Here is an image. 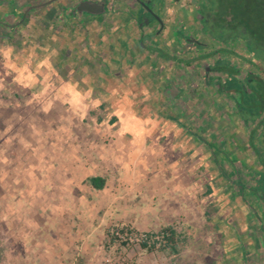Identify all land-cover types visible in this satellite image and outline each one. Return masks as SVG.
<instances>
[{
	"label": "crops",
	"instance_id": "crops-1",
	"mask_svg": "<svg viewBox=\"0 0 264 264\" xmlns=\"http://www.w3.org/2000/svg\"><path fill=\"white\" fill-rule=\"evenodd\" d=\"M162 5L163 20L173 23L176 2L164 0ZM135 19L132 11L90 18L104 27L95 29L94 38L103 46L117 48H113L117 53L122 50L120 60L126 64L116 62L117 55L110 57L111 62L106 57L103 77L90 78L89 83L119 88L112 100L124 106L117 103L112 110L127 115L129 123L106 127L105 132L112 135L110 148L102 149L104 156L99 153V158L91 156L74 164V169L88 171L78 180L80 189L85 186L89 194L72 190L71 205H66L62 188L56 193L48 188L46 174L40 182L25 176V188L15 194L25 198V210L18 211L17 199L8 207L7 236L16 261L94 264L107 251L102 244L110 224L140 230L164 226L175 231L171 225L187 206L185 216L191 229L196 228L189 220L194 213H202L206 221L222 216L217 227L221 231L236 229V188L226 179L233 173L239 146L248 157L252 155L247 148L250 127L236 124V115L230 123L233 115L226 109L214 123L219 115H212L206 102L214 99L215 92L198 74L200 63L220 49L211 45L176 52L170 31L158 34L153 27L136 29ZM113 62L120 63L122 74L114 72ZM123 67L131 68L128 76L123 75ZM77 83L82 85L80 80ZM91 176L102 177L104 186L94 188L88 181ZM131 195L138 199L127 200ZM50 197L56 198L55 203L50 204ZM225 213L230 215L227 220ZM20 246H25L23 252Z\"/></svg>",
	"mask_w": 264,
	"mask_h": 264
},
{
	"label": "rangeland",
	"instance_id": "rangeland-1",
	"mask_svg": "<svg viewBox=\"0 0 264 264\" xmlns=\"http://www.w3.org/2000/svg\"><path fill=\"white\" fill-rule=\"evenodd\" d=\"M199 1L175 0L173 10L178 13L182 4L193 6ZM214 1L208 0L201 9L204 13L211 11L213 19L217 16L213 11ZM36 4L37 0L28 1L23 11L17 7L14 13L25 14ZM6 10L10 12L11 6L0 4V22L10 26L7 23L9 15L3 14ZM50 14V11H40L25 16L20 22L19 16H16L13 20L18 21V27L14 31L2 33L0 30V264H32L28 260L16 261L12 258L7 236L8 207L17 199L18 211L25 210V198L15 196L17 190L25 188V176L40 182L46 174L48 188L54 193L62 188L66 205H71L72 190L80 191L81 195L82 192L89 194L85 186L80 189L78 180V176H85L88 171L74 169V164L91 156L99 158V153L104 156L102 149L110 148L112 135L105 132L106 127L129 123L127 115H116L117 111L112 110L117 103L120 107L124 106L121 101L115 103L112 100L114 91L118 89L119 93V88L110 89L102 82L96 85L89 83L90 78L103 77L106 57V62H111L110 57L122 56V50H117V53L113 51L117 48L111 49L107 44L103 46L94 38L95 29L98 30L99 26L104 28L103 23L85 19L79 23L69 20L65 14L60 16L61 19L50 17ZM204 27L212 35L219 30L213 27L211 20ZM204 38L216 44L209 37ZM112 51L117 54H112ZM112 66L114 72L122 74L120 64L117 66L113 62ZM123 69L126 71L123 75L128 76L131 68ZM193 76L196 79L198 75L194 73ZM79 80L82 85L77 83ZM137 199L131 195L127 200ZM49 200L50 204L51 201L55 203L56 198L50 197ZM188 207L182 209L183 213L171 225L176 228L178 239L175 251L168 245L161 249H149L110 242L111 227L140 230L131 225L117 227L110 224L101 243L107 251L94 264H255L249 231L237 211L234 231L217 228L222 224V216L219 220L210 218L206 221L202 213L189 217L196 225L191 229L185 216L189 212ZM213 213L215 217L218 215ZM229 217V213H225V219ZM166 228L141 230L158 232ZM1 230L6 236L1 234ZM242 247L244 256H241ZM142 248L145 250L138 252ZM21 250L23 252L25 246Z\"/></svg>",
	"mask_w": 264,
	"mask_h": 264
},
{
	"label": "flooded vegetation",
	"instance_id": "flooded-vegetation-1",
	"mask_svg": "<svg viewBox=\"0 0 264 264\" xmlns=\"http://www.w3.org/2000/svg\"><path fill=\"white\" fill-rule=\"evenodd\" d=\"M28 1L31 0L3 1L1 5L11 6V10L3 13L9 15L7 23L10 26L0 22L2 33L12 32L18 27V21L13 20L16 16H19L20 22L25 16L40 11H50V17L53 18H60L65 14L69 20L79 23L83 19L91 21L90 18L104 14L132 11L136 18V29L146 30L153 27V32L158 34L170 31V40L173 42L171 46L175 47V51L199 50L205 46L220 49L218 54L216 52L200 63L201 73L198 74L206 86L215 92L214 99L209 98L211 102H206L207 110L212 115H219L214 123H218L226 109L228 114L233 115L232 120L228 119L230 123H234L236 115V124L250 127L251 143L247 148L252 155L248 157L239 146L233 173L227 176L226 181L236 188V211L244 219V226L249 231L252 242L250 249L254 250L255 257L253 260L255 264H264V201L261 199L264 197V45L257 47L252 39H244L237 28L236 39L231 43L223 44L213 39L212 35L203 29L204 24L210 20L213 27L215 26L211 11H201L207 0L196 2L193 6L182 4L178 13L173 10V23L163 20L164 0H37L36 6L26 10L25 14L14 13L17 7H21L23 11ZM11 20L13 22H10ZM204 37H209L216 44H211ZM120 59L116 62L123 63ZM222 61L227 63L222 64ZM209 76L212 78L210 81L207 80ZM247 218L252 220L247 221ZM240 241L241 239L239 247ZM241 249V256H244L245 250L243 247Z\"/></svg>",
	"mask_w": 264,
	"mask_h": 264
},
{
	"label": "trees",
	"instance_id": "trees-1",
	"mask_svg": "<svg viewBox=\"0 0 264 264\" xmlns=\"http://www.w3.org/2000/svg\"><path fill=\"white\" fill-rule=\"evenodd\" d=\"M213 4L214 14L217 15L213 21L219 29L216 31L217 34H211L213 39L223 44L231 43L236 39L237 28L244 39H252L257 47L264 45V0H215ZM211 79V76L207 78L208 81ZM218 87L222 90L220 85ZM88 181L97 189L102 188L105 182L99 176H91ZM261 199L263 202L264 197ZM164 230L167 232L165 237L167 245L175 251L178 242L176 232L172 228Z\"/></svg>",
	"mask_w": 264,
	"mask_h": 264
},
{
	"label": "built area",
	"instance_id": "built-area-1",
	"mask_svg": "<svg viewBox=\"0 0 264 264\" xmlns=\"http://www.w3.org/2000/svg\"><path fill=\"white\" fill-rule=\"evenodd\" d=\"M166 235L167 232L165 230L158 232H147L142 230H134L131 227L122 229L111 227L109 228L108 241H115L126 246L161 249L167 246L165 241Z\"/></svg>",
	"mask_w": 264,
	"mask_h": 264
}]
</instances>
